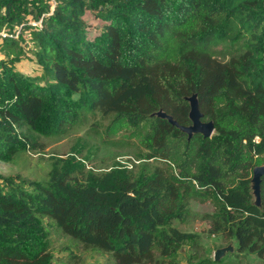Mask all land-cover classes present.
I'll list each match as a JSON object with an SVG mask.
<instances>
[{"label":"trees","instance_id":"obj_1","mask_svg":"<svg viewBox=\"0 0 264 264\" xmlns=\"http://www.w3.org/2000/svg\"><path fill=\"white\" fill-rule=\"evenodd\" d=\"M3 29L13 37L0 36V162L36 149L26 131L60 138L95 112L110 118L107 137L146 155L138 173L85 172L69 156L53 159L47 181L0 176V264H54L52 225L117 264H179L196 236L174 222L192 200L213 204L212 232L264 259V178L261 208L251 190L264 165V0H0ZM29 47L41 76L16 70ZM194 93L210 139L152 116L189 126Z\"/></svg>","mask_w":264,"mask_h":264},{"label":"rangeland","instance_id":"obj_2","mask_svg":"<svg viewBox=\"0 0 264 264\" xmlns=\"http://www.w3.org/2000/svg\"><path fill=\"white\" fill-rule=\"evenodd\" d=\"M87 20L94 26L90 36L100 35L101 22L92 16ZM97 28V29H96ZM229 47L216 49V57L227 60ZM25 59L16 65V70L27 77L41 76L42 70L36 64L33 51L25 48ZM110 118L99 112L85 114L81 124L69 135L60 138H45L34 132L26 131L36 142V149H30L14 158L12 163L0 162V176H21L29 181L43 182L49 179L53 159L74 156L81 161L87 171L98 175L104 174L114 167L126 166L139 172L143 165L139 155H146L137 141L128 139L124 134L109 138L106 135ZM141 163V164H140ZM163 163H150L151 167L162 166ZM215 212L211 202L192 200L189 215L183 222L175 221L174 226L182 232L192 233L194 240L187 241L176 259L179 264H195L198 261H210L212 264H264V259L250 252H240L234 237L212 232V221L209 216ZM50 251L54 264H117L111 253H99L86 248L82 243L65 235L58 227H50ZM220 250L225 253L217 261L215 256Z\"/></svg>","mask_w":264,"mask_h":264},{"label":"water","instance_id":"obj_3","mask_svg":"<svg viewBox=\"0 0 264 264\" xmlns=\"http://www.w3.org/2000/svg\"><path fill=\"white\" fill-rule=\"evenodd\" d=\"M186 101L189 103V126H181L171 115L167 114L163 110H160L153 114L152 116L167 120L172 126L178 128L182 133L187 135L188 141L195 135H200L204 139H210L213 137L216 127L213 121H204L205 115L200 109V103L198 94L194 93L191 96L186 98ZM264 178V165L257 166L253 170V177L251 179V190L253 197L255 199L254 205L257 208L262 207V182ZM225 253L224 250H220L216 253V260L218 261L221 256Z\"/></svg>","mask_w":264,"mask_h":264},{"label":"built area","instance_id":"obj_4","mask_svg":"<svg viewBox=\"0 0 264 264\" xmlns=\"http://www.w3.org/2000/svg\"><path fill=\"white\" fill-rule=\"evenodd\" d=\"M50 1V0H47ZM33 26H38V27H42V22H38V23H32ZM0 36L3 38H6L8 36L13 37V35H9L5 29H3L2 31H0Z\"/></svg>","mask_w":264,"mask_h":264}]
</instances>
